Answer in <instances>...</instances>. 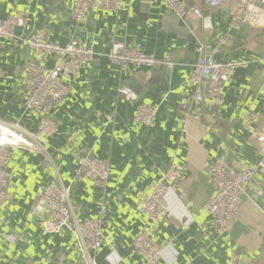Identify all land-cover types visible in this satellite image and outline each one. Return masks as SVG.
<instances>
[{
    "label": "crops",
    "instance_id": "crops-1",
    "mask_svg": "<svg viewBox=\"0 0 264 264\" xmlns=\"http://www.w3.org/2000/svg\"><path fill=\"white\" fill-rule=\"evenodd\" d=\"M121 2L116 11L95 5L82 21H75L73 0H0V19L10 14L26 17L16 34L44 28L51 42L65 45L76 40L95 52L75 75L64 77L68 92L51 113L58 129L44 137L43 149L15 148L11 153L8 194L0 208V264H84L70 231L43 232L41 192L58 178L70 184L86 155L109 162L104 188L89 179L71 186L78 222L106 209L104 241L95 254L98 264H143V257L132 251L134 238L147 224L139 204L172 163L180 166L182 176L167 193L171 214L154 233V240L164 247L157 264H229L232 250L239 264H264V170L247 185L229 233L218 232L203 208L213 194L206 174L210 162L222 158L241 168L264 161L258 141L264 133V65L259 61L264 57V14L256 24L233 31L235 0L217 8L186 0L189 6H199L201 17L189 13L184 20L164 0ZM226 33L231 44L214 51L217 39ZM116 41L154 56L156 63L112 64L107 55ZM200 44L216 61L247 65L236 69L226 83L222 105L193 104L199 118L183 125L178 104L192 94L188 79ZM32 58L25 44L0 40V120L36 133L41 117L25 108L22 89L25 66ZM56 61L50 54L44 64L53 66ZM120 86L136 98L121 96ZM139 103L157 108L151 126L133 120ZM248 111L254 114L250 131L244 125ZM258 187L260 197L254 195Z\"/></svg>",
    "mask_w": 264,
    "mask_h": 264
},
{
    "label": "built area",
    "instance_id": "built-area-1",
    "mask_svg": "<svg viewBox=\"0 0 264 264\" xmlns=\"http://www.w3.org/2000/svg\"><path fill=\"white\" fill-rule=\"evenodd\" d=\"M167 8L175 16L184 20L191 13L201 17L199 6H189L186 0H164ZM209 8H217L226 0H200ZM236 4L230 16V29L238 31L243 24H256L264 14V0H235ZM99 6L106 10H118L121 0H73L72 18L82 21L86 13L93 7ZM26 24V17L20 14H10L0 19V40L7 38L25 44L33 52V58L25 66V77L22 83L24 104L27 110L41 117L36 133L22 128L17 123L0 120V127L18 136L13 141L0 142V208L7 199L9 174L7 166L11 153L15 148L29 151H41L44 137L52 136L57 132L58 124L51 116L55 107L61 103L68 92L64 77L75 75L80 67L88 64L95 52L91 47L83 46L76 40H71L65 45H59L48 39V31L44 28L34 30L29 35L16 34L17 27ZM231 36L226 33L216 41L214 51L218 47L230 45ZM198 57L193 65L188 79L193 91L188 99L178 104L180 121L185 125L189 119H198L199 113L193 109V104H211L215 108L223 103V92L226 83L236 69L245 67L246 62L222 63L213 59L211 54L205 55L203 46L197 48ZM50 54L57 56L53 66L44 64ZM109 61L118 66H144L152 67L156 60L154 56L134 46H127L122 41L111 44L108 53ZM264 65V57L260 60ZM168 68L173 67L172 62H165ZM118 93L126 99H135V93L125 86L118 88ZM155 106L139 103L133 115V120L139 124L151 126L156 112ZM254 114L248 111L244 117L247 131L251 130ZM261 150L264 153V133L258 138ZM264 170V161H259L255 166L237 168L227 160L216 158L206 168V174L213 187L212 196L204 203L214 223L215 229L220 233H229L237 220L242 196L246 187L254 180L256 172ZM109 176V162L106 159L84 156L72 177L70 184H63L59 178L51 180L41 192L42 212L41 225L43 232L48 234L59 233L63 229L70 231L76 239V246L84 264H98L95 254L102 246L103 217L105 207H101L95 217L86 218L78 222L73 214L71 202V186L73 183L89 179L95 186L104 188ZM182 176L181 168L172 163L162 178L158 180L153 190L148 193L139 204V211L146 216V226L136 235L132 242V251L143 257V264H157L163 254V245L154 240V233L158 223L171 214L167 193L174 189ZM256 197L262 195L261 188L254 191ZM229 264H239L236 251L230 252Z\"/></svg>",
    "mask_w": 264,
    "mask_h": 264
},
{
    "label": "bare ground",
    "instance_id": "bare-ground-1",
    "mask_svg": "<svg viewBox=\"0 0 264 264\" xmlns=\"http://www.w3.org/2000/svg\"><path fill=\"white\" fill-rule=\"evenodd\" d=\"M18 136L14 133L9 132L7 129L0 127V140L4 141H13L14 139H17Z\"/></svg>",
    "mask_w": 264,
    "mask_h": 264
}]
</instances>
